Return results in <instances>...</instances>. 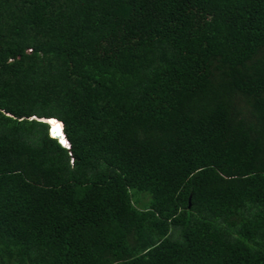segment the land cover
Wrapping results in <instances>:
<instances>
[{
    "label": "trees",
    "instance_id": "obj_1",
    "mask_svg": "<svg viewBox=\"0 0 264 264\" xmlns=\"http://www.w3.org/2000/svg\"><path fill=\"white\" fill-rule=\"evenodd\" d=\"M0 264H264V0H0Z\"/></svg>",
    "mask_w": 264,
    "mask_h": 264
},
{
    "label": "bare ground",
    "instance_id": "obj_2",
    "mask_svg": "<svg viewBox=\"0 0 264 264\" xmlns=\"http://www.w3.org/2000/svg\"><path fill=\"white\" fill-rule=\"evenodd\" d=\"M50 122L52 124V131L53 133H57L60 135L61 133V128H62V124L61 122H59L57 119L55 118H50ZM57 123V124H56Z\"/></svg>",
    "mask_w": 264,
    "mask_h": 264
},
{
    "label": "water",
    "instance_id": "obj_3",
    "mask_svg": "<svg viewBox=\"0 0 264 264\" xmlns=\"http://www.w3.org/2000/svg\"><path fill=\"white\" fill-rule=\"evenodd\" d=\"M34 118H36V119H38V120H42V121H44V122H50V118L49 119H47V118H37L36 116H33ZM52 133H53V131H52ZM56 137H58L62 142H64L66 145H69V143H68V141L66 140V137H65V135H64V133H60V135L59 134H57V133H53Z\"/></svg>",
    "mask_w": 264,
    "mask_h": 264
},
{
    "label": "clouds",
    "instance_id": "obj_4",
    "mask_svg": "<svg viewBox=\"0 0 264 264\" xmlns=\"http://www.w3.org/2000/svg\"><path fill=\"white\" fill-rule=\"evenodd\" d=\"M47 119H49V118H47ZM56 119V118H55ZM58 120V119H57ZM59 122H61L60 120H58ZM48 124H49V134L52 136V137H54V138H57V140H58V142L59 143H61V145H63V146H65V147H69V145H66L64 142H62L58 137H56L53 133H52V124H51V122H47ZM61 124H62V122H61ZM61 132L63 133V131H62V128H61Z\"/></svg>",
    "mask_w": 264,
    "mask_h": 264
},
{
    "label": "rangeland",
    "instance_id": "obj_5",
    "mask_svg": "<svg viewBox=\"0 0 264 264\" xmlns=\"http://www.w3.org/2000/svg\"><path fill=\"white\" fill-rule=\"evenodd\" d=\"M143 194H145V193H143ZM146 194H147V193H146ZM147 195H148V194H147ZM138 198H139L140 202H143V200H145V198H144L142 195H139Z\"/></svg>",
    "mask_w": 264,
    "mask_h": 264
}]
</instances>
